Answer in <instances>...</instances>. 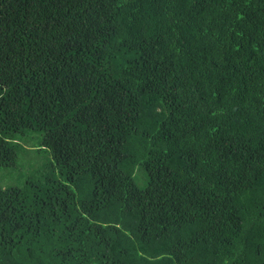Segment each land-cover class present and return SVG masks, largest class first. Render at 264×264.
<instances>
[{
  "label": "trees",
  "instance_id": "1",
  "mask_svg": "<svg viewBox=\"0 0 264 264\" xmlns=\"http://www.w3.org/2000/svg\"><path fill=\"white\" fill-rule=\"evenodd\" d=\"M25 132L0 264H264V0H0V170Z\"/></svg>",
  "mask_w": 264,
  "mask_h": 264
},
{
  "label": "rangeland",
  "instance_id": "2",
  "mask_svg": "<svg viewBox=\"0 0 264 264\" xmlns=\"http://www.w3.org/2000/svg\"><path fill=\"white\" fill-rule=\"evenodd\" d=\"M23 139L29 152L22 153L15 166L0 170V185L5 188L23 186L29 178L40 176L44 166L51 161L48 159L46 148L41 145L43 135H29L25 132ZM138 173H141L139 168L136 170V174ZM137 181L143 187V183L139 179Z\"/></svg>",
  "mask_w": 264,
  "mask_h": 264
}]
</instances>
